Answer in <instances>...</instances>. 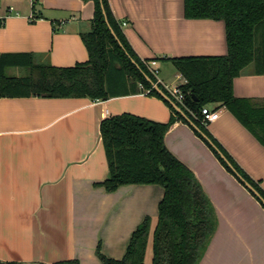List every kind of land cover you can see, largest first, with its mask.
<instances>
[{"label": "crops", "instance_id": "1", "mask_svg": "<svg viewBox=\"0 0 264 264\" xmlns=\"http://www.w3.org/2000/svg\"><path fill=\"white\" fill-rule=\"evenodd\" d=\"M109 3L117 20L128 21L122 26L126 39L165 89L186 82L171 58L228 53L225 21L186 17L184 0ZM94 10L92 0H0V52L34 53L37 62L60 67L85 62L89 52L81 32L92 27ZM16 68L17 74L8 73ZM20 68L27 71L12 66L6 72L24 75ZM252 69L234 78L233 94L264 106V73ZM166 91L183 113L149 89L105 100L0 97V261L102 264L98 250L120 259L146 216L148 255L165 188L123 184L107 191L101 185L109 172L101 122L129 112L172 120L165 143L214 205L217 228L198 264H264V206L222 164L200 125L263 191L264 144L228 107L207 104L220 116L204 124L200 109L196 113Z\"/></svg>", "mask_w": 264, "mask_h": 264}, {"label": "trees", "instance_id": "2", "mask_svg": "<svg viewBox=\"0 0 264 264\" xmlns=\"http://www.w3.org/2000/svg\"><path fill=\"white\" fill-rule=\"evenodd\" d=\"M92 1L95 4L92 27L81 32L89 59L60 67L37 62L34 53L0 52V97L105 100L147 89L161 96L154 87L157 78L126 39L121 21L114 17L109 0ZM184 4L188 18L225 21L228 53L171 58L186 79L181 84L185 93L183 103L196 113L200 109L201 114L202 108L211 102L228 107L264 144V106L253 107L233 94L234 78L248 68L253 67L255 73H264V0H184ZM2 24L0 22V26ZM12 66L26 67L27 73L10 76L6 71ZM158 85L166 91L160 82ZM202 117L199 115L201 120ZM196 122L200 123L199 120ZM171 124L172 120L159 122L129 112L103 119L101 136L109 172L101 185L107 191L123 184L162 185L165 193L159 203V219L154 230L153 264H198L217 228V213L195 173L167 147L165 135ZM200 127L264 197L263 189L203 125ZM209 145L222 164L236 176L226 160ZM150 232L151 220L146 216L133 231L122 258L107 257L98 250L102 264H145ZM0 264L27 263L0 261Z\"/></svg>", "mask_w": 264, "mask_h": 264}, {"label": "water", "instance_id": "3", "mask_svg": "<svg viewBox=\"0 0 264 264\" xmlns=\"http://www.w3.org/2000/svg\"><path fill=\"white\" fill-rule=\"evenodd\" d=\"M111 31H112V33L114 34V36L117 38V40H119L118 39V36L116 35V33H115V31H114V29H112L111 28ZM154 87L157 89V91L164 97V98H166L167 100H169L172 104H173V106L175 107V109L177 110V111H179V112H182L183 113V111H182V109H181V107L177 104V102H174V101H172V99L170 98V96L163 90V88L162 87H160L159 85H158V83H154ZM194 96V95H193ZM195 97V96H194ZM196 98V97H195ZM196 99H198V98H196ZM201 133H202V135L207 139V141L218 151V153L220 154V156L224 159V160H226V162L228 163V165L233 169V171L235 172V174H236V176H238V178L245 184V186L249 189V190H251V192L255 195V196H257L259 199H260V201H261V203H263L264 204V197L260 194V192L248 181V180H246L244 177H243V175L240 173V172H238L237 171V169L234 167V165L229 161V159L226 157V155L216 146V144L209 138V136L206 134V133H203L202 131H201Z\"/></svg>", "mask_w": 264, "mask_h": 264}, {"label": "built area", "instance_id": "4", "mask_svg": "<svg viewBox=\"0 0 264 264\" xmlns=\"http://www.w3.org/2000/svg\"><path fill=\"white\" fill-rule=\"evenodd\" d=\"M10 9H13V6H10ZM31 19L34 18L33 14L30 15ZM5 16H0V22L4 21ZM128 24L127 20H122L121 25L126 26ZM157 70H154V73H157ZM160 82L161 80L158 79L156 83ZM166 89L175 96L180 102H184L185 99V93L181 88V84H175V85H167L165 84ZM150 91V90H149ZM202 122L206 124L209 121H214L220 116V110L218 109H211L209 106H204L202 108Z\"/></svg>", "mask_w": 264, "mask_h": 264}, {"label": "rangeland", "instance_id": "5", "mask_svg": "<svg viewBox=\"0 0 264 264\" xmlns=\"http://www.w3.org/2000/svg\"><path fill=\"white\" fill-rule=\"evenodd\" d=\"M21 70H22V72H20L19 74L27 73L26 69L23 68ZM17 71H18L17 68L16 69H8V73H10V74L16 73ZM152 262H153V248L151 249V247H149L148 255L145 257V264H152Z\"/></svg>", "mask_w": 264, "mask_h": 264}]
</instances>
